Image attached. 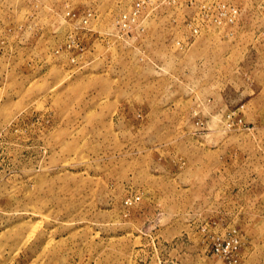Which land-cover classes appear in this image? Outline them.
<instances>
[{
  "label": "rangeland",
  "instance_id": "rangeland-1",
  "mask_svg": "<svg viewBox=\"0 0 264 264\" xmlns=\"http://www.w3.org/2000/svg\"><path fill=\"white\" fill-rule=\"evenodd\" d=\"M0 264H264V0H0Z\"/></svg>",
  "mask_w": 264,
  "mask_h": 264
}]
</instances>
